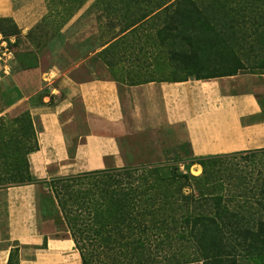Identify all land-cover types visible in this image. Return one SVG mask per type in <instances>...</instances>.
Wrapping results in <instances>:
<instances>
[{
	"label": "trees",
	"instance_id": "1",
	"mask_svg": "<svg viewBox=\"0 0 264 264\" xmlns=\"http://www.w3.org/2000/svg\"><path fill=\"white\" fill-rule=\"evenodd\" d=\"M97 4L101 19L132 20L124 32L142 20L159 22L156 36L145 29L103 43L106 52L120 39L129 42L138 60L153 53L149 81L264 67V0ZM33 140L24 156L0 149V187L35 181L27 158L38 148L35 129ZM188 162L200 164L201 173L155 161L52 175L44 180L43 212L64 222L82 264H264V147L193 155ZM194 182L198 194L190 189ZM8 264H19V246L11 248Z\"/></svg>",
	"mask_w": 264,
	"mask_h": 264
},
{
	"label": "crops",
	"instance_id": "2",
	"mask_svg": "<svg viewBox=\"0 0 264 264\" xmlns=\"http://www.w3.org/2000/svg\"><path fill=\"white\" fill-rule=\"evenodd\" d=\"M48 9L46 0H0V20L23 33ZM23 58L14 54L5 68L0 64V118L30 114L38 148L27 158L35 181L0 187V264H8L15 246L19 264H82L70 235H53L49 220L40 221L39 183L103 168L108 159L124 165L120 137L133 122L182 126L193 155L264 147V74L126 84L110 74L76 79L41 59L23 67Z\"/></svg>",
	"mask_w": 264,
	"mask_h": 264
},
{
	"label": "rangeland",
	"instance_id": "3",
	"mask_svg": "<svg viewBox=\"0 0 264 264\" xmlns=\"http://www.w3.org/2000/svg\"><path fill=\"white\" fill-rule=\"evenodd\" d=\"M17 1L24 2L26 0ZM46 1L49 6L47 15L42 19L43 21L26 32L22 33L10 20H0V29L3 30L4 38L10 40L13 53L19 58L24 57L23 67L34 66L37 60L41 59L51 67L76 79L110 74L119 83L139 84L149 81L148 77L152 76L153 72V53H143L146 54L144 58L138 60L135 58L137 49L133 51L128 47L129 42L122 44L121 39L106 52H102L101 46L114 37L116 39L117 36L130 33L135 34L136 37L137 35L142 36L145 29H148V34L156 36L159 28L157 20H142L133 31L124 32L132 20L99 18L101 7L97 4V0ZM102 14L106 16L105 12ZM0 64L4 67L2 60H0ZM240 72L260 75L264 74V67H249L236 71V73ZM159 76H155V80H173L172 77L180 78L184 75L166 78ZM0 93H2L1 88ZM1 100H3L2 97ZM28 120L26 112L18 116L0 118V149H9V151L13 149L20 153L19 157L24 156V153L34 142L35 128L32 123L29 124ZM30 122H32L31 118ZM120 140L125 163L166 161L175 163L180 167V170L188 171L193 175H199L202 171L200 164L188 162L193 154L185 139L182 126L163 124L160 127L145 128L143 126L140 128L136 122H133L127 133L120 137ZM107 161L108 165H114L111 159ZM48 185L46 182H40L38 190L42 194V201L46 206L47 202L44 196L48 195ZM190 189L198 194L199 183L194 182ZM56 218L52 217L49 212H43V215L39 214L40 221L49 220L52 225L49 228L53 235H69L64 222Z\"/></svg>",
	"mask_w": 264,
	"mask_h": 264
},
{
	"label": "built area",
	"instance_id": "4",
	"mask_svg": "<svg viewBox=\"0 0 264 264\" xmlns=\"http://www.w3.org/2000/svg\"><path fill=\"white\" fill-rule=\"evenodd\" d=\"M13 55V50L10 47V40L4 38L3 35H0V60L3 61L4 67L7 66L9 59L12 58Z\"/></svg>",
	"mask_w": 264,
	"mask_h": 264
},
{
	"label": "bare ground",
	"instance_id": "5",
	"mask_svg": "<svg viewBox=\"0 0 264 264\" xmlns=\"http://www.w3.org/2000/svg\"><path fill=\"white\" fill-rule=\"evenodd\" d=\"M73 256V255H72Z\"/></svg>",
	"mask_w": 264,
	"mask_h": 264
}]
</instances>
